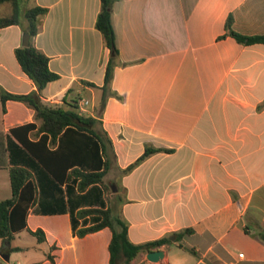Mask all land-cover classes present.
Here are the masks:
<instances>
[{"label":"crops","instance_id":"0c3cea01","mask_svg":"<svg viewBox=\"0 0 264 264\" xmlns=\"http://www.w3.org/2000/svg\"><path fill=\"white\" fill-rule=\"evenodd\" d=\"M101 6V0L23 2V14L48 10L39 34L29 40L59 75L43 90L44 103L67 110L77 103L83 115L98 116L112 56L96 28ZM12 12L11 4H0V18ZM229 18L234 32L263 36L264 0L115 1L119 57L112 89L119 98H109L98 126L112 140V168L83 204H77L82 194L75 185L71 195L63 186L64 212H48L49 200L39 198L27 229L11 242L0 239V264H11L14 255L16 264H110V229L76 234L96 223L95 217L77 216L92 207L121 215L136 245L184 233L183 247L141 252L132 264H264L258 236L264 231V44L221 38ZM26 34L22 25L0 28V88L11 94L37 90L15 54L26 47ZM35 122L32 108L0 98L2 201L13 197L11 131ZM148 147L172 151L153 154L124 173ZM108 177L116 178L112 206ZM37 231L42 242L31 234ZM24 233L36 243L13 244ZM155 251L164 252L158 263L147 259Z\"/></svg>","mask_w":264,"mask_h":264},{"label":"trees","instance_id":"16d2710c","mask_svg":"<svg viewBox=\"0 0 264 264\" xmlns=\"http://www.w3.org/2000/svg\"><path fill=\"white\" fill-rule=\"evenodd\" d=\"M25 0H0V4L9 3L13 12L8 17L0 18V28L12 25H22L30 35V41L40 30L41 18L47 9L35 7L22 13ZM116 0H101V11L98 15L96 28L102 34L104 45L111 51V58L106 67L105 83L100 88L102 97L98 106V116H86L80 113L79 106L74 103L70 109L51 106L44 103L42 92L46 86L59 79V75L49 68L50 59L32 42L26 47L16 49V58L23 71L34 81L37 90L27 95L8 93L0 88V98L7 101H18L35 111V123H29L12 129L7 150L10 154V177L12 184V199L0 200V239L11 242L16 233L27 229L28 215L36 206L39 198L49 200L48 212L65 211L63 186H67L72 194V185L77 192V204L87 202V199L103 186L104 177L111 170L114 160L112 140L102 130L98 129L100 116L105 110L107 101L119 95L112 89L114 71L119 57L116 33L113 25V6ZM27 26L23 25V21ZM231 18L227 23L226 36H232L245 45L264 44L263 36H244L231 29ZM91 87H96L88 83ZM5 111V109H4ZM35 136V138H33ZM172 150L148 147L144 155L124 173L131 172L135 166L151 155ZM4 166L0 158V168ZM91 189V192L85 195ZM73 197V195H72ZM51 200H57L54 204ZM57 205V208H56ZM78 218L95 217L96 223L90 227L76 231L79 237L96 233L108 228L112 232L110 242V264H132L141 253L164 245L177 244L183 247L182 232L175 233L160 240L136 245L131 242L128 234V222L111 208L92 207L79 210ZM42 242L41 232H31ZM259 238L264 242V231H258Z\"/></svg>","mask_w":264,"mask_h":264},{"label":"rangeland","instance_id":"374dc122","mask_svg":"<svg viewBox=\"0 0 264 264\" xmlns=\"http://www.w3.org/2000/svg\"><path fill=\"white\" fill-rule=\"evenodd\" d=\"M116 178H110L108 177L105 182H106V194H107V198L109 201L110 206H112L113 204H116V196L114 195V190H116V184H115ZM36 243V239L32 238L29 234L24 233L23 235H21V238L17 239L15 243L13 244H20V245H32ZM16 255H14L11 264H16L15 261Z\"/></svg>","mask_w":264,"mask_h":264},{"label":"water","instance_id":"95a60500","mask_svg":"<svg viewBox=\"0 0 264 264\" xmlns=\"http://www.w3.org/2000/svg\"><path fill=\"white\" fill-rule=\"evenodd\" d=\"M30 35L26 34L24 37V46L29 45ZM164 258V252L163 251H155L148 254L147 259L151 262L158 263L160 260Z\"/></svg>","mask_w":264,"mask_h":264},{"label":"built area","instance_id":"2783aa9c","mask_svg":"<svg viewBox=\"0 0 264 264\" xmlns=\"http://www.w3.org/2000/svg\"><path fill=\"white\" fill-rule=\"evenodd\" d=\"M241 256H243V254H241Z\"/></svg>","mask_w":264,"mask_h":264}]
</instances>
